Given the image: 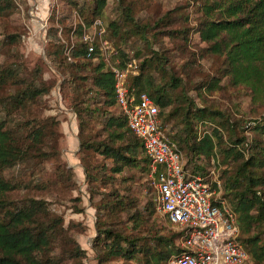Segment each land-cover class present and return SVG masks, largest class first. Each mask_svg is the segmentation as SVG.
<instances>
[{
  "label": "rangeland",
  "instance_id": "1",
  "mask_svg": "<svg viewBox=\"0 0 264 264\" xmlns=\"http://www.w3.org/2000/svg\"><path fill=\"white\" fill-rule=\"evenodd\" d=\"M13 2L14 8L0 16V66L13 67L21 78L47 92L37 104L13 113L9 120L16 127L25 125L28 119L34 120V126H41L44 135L40 148L48 155L43 161L32 157L5 172L7 179L19 183L16 190L9 193V199L44 200L49 214L62 219L69 235L80 246L82 255L58 264H149L140 256L124 259L108 255V248L99 244L103 237L101 230L111 228L131 236H148L149 227L152 232L161 231L160 234H177L179 231L155 209L156 191L149 171L142 168L145 165L127 167L120 174H114L112 162L96 152L87 150L78 156L77 121L70 104L74 100L88 101L91 98L102 101L94 95L95 89L90 87L89 80L91 68L99 61L110 70H116L120 51L131 58L129 63L138 70L143 60L151 57L152 67L147 71L152 72L158 65L154 53L165 62L163 75L157 69L152 72L155 80L163 84L174 77L179 84L171 91V96L192 100L193 110L205 108L207 119L211 111L224 114L230 124H235L237 138H246L248 142L256 139L258 135L252 129V122L264 114V102L256 106L251 101L249 89L230 85L224 76V57L208 54L207 45L196 31L200 20L204 19V6H223L226 0H123L132 9L134 21L131 23L120 18L115 0H108L102 16L94 20L90 14L92 0ZM85 18L92 19L93 23L86 26ZM161 19L164 20L160 22ZM112 22L117 28L110 27ZM82 42L98 44L102 55L90 61L91 66L67 67L64 57ZM80 64L75 62L73 65ZM215 81L218 82L216 87L209 85ZM13 93H16L15 87L5 86L0 89V98ZM96 106L103 108L102 104ZM108 110L119 114L117 107ZM107 117L101 110L86 118L89 127L85 130L90 140L104 139L101 128ZM214 127L215 123H199L197 133L200 136ZM164 129L166 135L173 136L178 127L175 122H170ZM224 136L226 139L227 135ZM180 154L189 173H192L194 162L203 169L199 173L216 191V198L230 209V198L226 197L223 181L224 172H232L234 165L224 163L217 151L213 159L196 161L193 158L190 165H187L190 160L187 151L180 150ZM84 166L92 169L90 173L95 176H100L97 172L104 166L101 175L110 177V181L91 182L86 178ZM61 172L63 179H59ZM115 193H118L117 197H114ZM117 199H122V204L126 201L131 204L114 216L110 211ZM146 204H151L148 210L152 212L151 216L143 211ZM134 212L148 218V225L135 229L129 218ZM110 223L112 225H108ZM180 239V236L176 237V245Z\"/></svg>",
  "mask_w": 264,
  "mask_h": 264
},
{
  "label": "trees",
  "instance_id": "2",
  "mask_svg": "<svg viewBox=\"0 0 264 264\" xmlns=\"http://www.w3.org/2000/svg\"><path fill=\"white\" fill-rule=\"evenodd\" d=\"M115 1V9L119 12L120 18L126 22H133L134 16L130 6L125 5L123 0ZM107 2L108 0H92L90 14L93 20L102 16ZM13 8V0H0V16ZM203 14L204 19L200 20L196 31L200 40L207 45V53L223 56L226 63L224 76L228 78L230 85L249 89L252 103L256 106L262 105L264 0H226L223 6L205 5ZM92 19H84L86 26L93 23ZM110 27L115 28V23H110ZM119 52L117 57L120 63L116 68L125 70L131 58ZM101 55L98 44L82 42L64 59L67 67L74 66L77 69L81 66H91L90 61L97 60ZM153 57L158 60L159 66L156 65L152 70L157 69L163 75L165 62L154 53ZM152 61L151 57L146 58L138 66V70L135 69V74L129 73L127 79L129 96L138 99L141 94H146L152 99L158 109L161 128L168 142L179 153L180 150L187 151V156L190 157L187 165L192 164L193 158H196V161L211 160L215 157L216 151L224 158V163L234 165L232 172H224L226 174L223 187L227 192L226 197L230 198V210L237 219L240 230L238 240L248 254V260L244 264H264V114L251 123L252 129L258 135L256 139L248 142L246 138H237L235 124L232 122L230 124L224 114L211 111L207 119L205 108L193 110L192 100L186 97L185 100H180L175 95L171 96V91L179 85L177 80L170 77L167 83L156 81L153 71H147L151 70ZM75 62L82 64L73 65ZM90 72V87L95 89L94 95L99 96L102 101L97 102L91 98L88 101L74 100L70 104L77 121L78 156L92 150L112 162L114 174H120L127 167L140 168L141 165H145L142 168L150 173V160L142 143L130 131L127 117L117 103L114 71L107 68L103 61H99ZM209 85L216 87L218 82ZM5 86L15 87L16 93L0 98V264H58L59 261H68L70 258L76 260L80 254L82 255L80 246L69 235L62 219L49 214L44 200L9 199V193L16 190L19 183L7 179L5 172L26 163L32 157L43 161L48 155L40 148L44 135L41 126L37 124L34 126L32 124L34 120L28 119L25 125L20 124L16 127L9 117L17 111L23 112L29 106L37 104L47 90L38 89L35 83L21 78L13 67L0 66V89ZM60 91L61 88L59 93ZM99 104H102L103 108L96 106ZM113 107H117L119 114L108 110ZM101 110L108 116L104 118L101 128L105 133L104 139L93 141L85 130L89 127V120L86 118L100 113ZM83 114L86 118H83ZM170 122H175V126L178 127L173 136L165 134L164 127ZM208 122L215 123L216 127L199 136L197 125L199 123L206 125ZM30 127H33V130ZM224 134L227 135L226 139ZM101 169L97 172L100 176H95L90 173L92 169L90 171L85 167L86 178L91 182L108 183L111 178L104 177V174L102 176L104 166ZM200 170L203 169L194 162L192 173L186 171L192 176L202 177L209 183L207 178L199 173ZM59 176V179L64 178L62 172ZM117 195L118 193H115L114 197ZM122 201L117 199L110 214L113 212L114 216H118L119 211L131 204L130 201L122 204ZM213 203L218 206L222 204L221 199H215ZM150 205L146 204L143 211L147 213ZM156 206L157 192L155 209ZM133 207L134 205L130 208ZM151 214L152 212L149 216ZM129 218L133 221L135 229L149 223L148 218L143 217L140 212H134ZM151 230L149 227L148 236H131L105 228L101 230L103 237L99 244L108 248V255L124 259H135L140 256L149 264H169L172 258L182 253L180 243L175 244L176 237L181 238L182 233L168 235L169 232L160 234L161 231Z\"/></svg>",
  "mask_w": 264,
  "mask_h": 264
},
{
  "label": "built area",
  "instance_id": "3",
  "mask_svg": "<svg viewBox=\"0 0 264 264\" xmlns=\"http://www.w3.org/2000/svg\"><path fill=\"white\" fill-rule=\"evenodd\" d=\"M113 71L117 103L150 160L156 209L182 233L183 251L169 264H244L248 254L238 240L240 230L234 213L223 203H213L216 191L208 182L184 170L182 156L166 139L152 99L146 94L138 99L129 96L128 75L136 73L132 64Z\"/></svg>",
  "mask_w": 264,
  "mask_h": 264
}]
</instances>
